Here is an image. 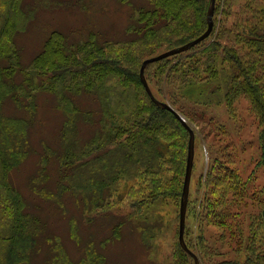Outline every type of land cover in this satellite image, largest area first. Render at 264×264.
<instances>
[{"label": "trees", "instance_id": "1", "mask_svg": "<svg viewBox=\"0 0 264 264\" xmlns=\"http://www.w3.org/2000/svg\"><path fill=\"white\" fill-rule=\"evenodd\" d=\"M42 1L58 7L73 4ZM210 3L145 0L134 10L125 39L102 38L91 31L85 39L70 41L65 32L53 29L41 50L25 63L17 37L38 7L28 0H0V264H32L43 230L39 216L27 209L10 179L11 171L30 153L40 91L56 95L66 116L61 166L73 173L61 175L65 181L60 187L83 199L86 210L103 211L99 214L113 212L111 202L120 207L126 198L131 207L126 219L141 229L149 253L158 248L164 215L160 206H179L190 133L173 112L151 99L140 69L146 58L200 36L208 27ZM214 20L208 38L186 52L150 63L146 78L154 95L171 104L189 125L191 118L216 112L214 102H224L236 117V99H247L262 127L264 163V0H216ZM82 95L100 100V109L81 107L76 100ZM7 102L27 113L6 112ZM80 116L97 125L84 145L74 137ZM217 118L204 120V125L215 127L206 144L207 170L192 174L185 239L200 264H264V184L256 186L253 178L242 177L238 147L225 140L224 123ZM46 156L42 163L48 176ZM45 174L35 178L37 187L46 182ZM123 182L125 189L119 194L125 197L113 200ZM39 190L44 193L46 188ZM124 223L114 224L104 241L120 239ZM72 230L74 235V226ZM91 243L87 257L77 263L60 248V254L44 264H106L105 253ZM179 243L166 264H195Z\"/></svg>", "mask_w": 264, "mask_h": 264}, {"label": "rangeland", "instance_id": "2", "mask_svg": "<svg viewBox=\"0 0 264 264\" xmlns=\"http://www.w3.org/2000/svg\"><path fill=\"white\" fill-rule=\"evenodd\" d=\"M71 1L72 5L58 7L52 4L45 5L46 3L42 0H28V3L37 5L38 10L32 13L24 30L17 37L25 63H29L41 50L45 39L53 29L65 32L70 41L85 39L91 31L97 32L102 38L111 40L128 38L126 28L131 22L133 12L145 3V0ZM213 96L215 100L219 99L217 95ZM76 101L83 108L100 109L101 107L100 100L87 95L78 96ZM36 102L37 108L30 130V153L10 173L11 181L26 199L27 209L39 216L43 226L38 236V250L32 264L53 261L55 256L60 254V248L67 252L73 263H77L87 257V247L92 244L91 242L98 251L105 253L106 264H166L170 261L174 248L179 243L181 200L179 206L174 204L160 206L161 215L164 213L161 223L163 229L157 239L158 248L153 253H149L143 243L141 229L129 223L127 220L129 218L125 217L131 208L127 205L126 198L119 204L120 207L116 202H111L113 212L99 214L103 211L86 210L83 199L77 200L71 190H63L60 187V183L65 181V179L61 180V175L66 177L73 173L72 169L63 171L61 166L65 144L61 128L66 116L64 110L58 107L57 96L51 92L40 91ZM189 104L186 103L187 106ZM234 105L236 117L230 114L224 102H214L213 107H217L216 112L207 111L203 119L194 117L189 121L195 133L194 175L196 176L200 170L204 172L207 170L209 157L206 144L213 139L209 131L214 123L204 125L206 122L204 120L214 115L218 117L217 120L224 123V132L221 133L225 140H233L238 147L236 162L242 177L253 178L256 186H262L264 184L262 127L247 99L240 96ZM193 108L200 112V107L194 105ZM5 111L23 116L27 113L24 109L17 108L12 102L5 104ZM89 124L80 116L74 137L83 145L87 142L85 138L97 128L96 124L95 126ZM46 146H49L50 151L46 149ZM44 155H48L46 156L48 157L46 168L48 176L43 172L45 170L42 163ZM42 174L47 176V180L44 183L40 182L37 187L34 180L42 177ZM124 185V182L120 183V189L117 195L112 197L113 200L125 197V193L119 194L125 189ZM44 187L46 190L41 193L39 189ZM119 221L125 222L121 228L120 239L105 242L104 239L112 234V227ZM189 223H192V218Z\"/></svg>", "mask_w": 264, "mask_h": 264}, {"label": "water", "instance_id": "3", "mask_svg": "<svg viewBox=\"0 0 264 264\" xmlns=\"http://www.w3.org/2000/svg\"><path fill=\"white\" fill-rule=\"evenodd\" d=\"M215 4L216 0H211L208 12H207V21H208V27L207 29L197 38L181 45L174 47L172 49L163 51L157 55L151 56L146 58L140 69V76L141 80L146 88V91L148 92L151 99L160 107L170 110L175 114V116L186 126V128L189 130L190 138H189V146H188V156H187V165H186V172H185V179L183 184V191L180 201V213H179V242L182 246V248L187 251L189 254H191L194 258L195 264H200L199 257L188 247L186 239H185V231H186V221H187V211H188V203H189V196H190V189H191V181H192V173H193V166H194V159H195V133L193 128L187 123L186 118L179 113L171 104H169L166 101H162L158 99L146 78L145 75V69L146 67L153 62L162 60L164 58H167L169 56L185 52L189 49H191L193 46L197 45L198 43L202 42L206 38L210 36L212 33V30L214 28L215 20H214V14H215Z\"/></svg>", "mask_w": 264, "mask_h": 264}]
</instances>
